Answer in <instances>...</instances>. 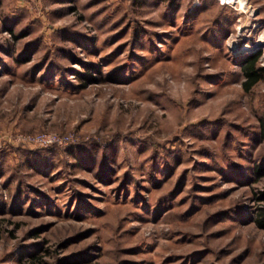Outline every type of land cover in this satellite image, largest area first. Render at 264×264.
<instances>
[{
  "label": "rangeland",
  "instance_id": "obj_1",
  "mask_svg": "<svg viewBox=\"0 0 264 264\" xmlns=\"http://www.w3.org/2000/svg\"><path fill=\"white\" fill-rule=\"evenodd\" d=\"M262 33L264 0H0V264H264Z\"/></svg>",
  "mask_w": 264,
  "mask_h": 264
},
{
  "label": "trees",
  "instance_id": "obj_2",
  "mask_svg": "<svg viewBox=\"0 0 264 264\" xmlns=\"http://www.w3.org/2000/svg\"><path fill=\"white\" fill-rule=\"evenodd\" d=\"M260 53L261 49L257 48L254 51L248 52L241 59L240 63L243 73L241 83L245 89H249L264 72V64L257 62ZM80 76L90 78V80L94 77L92 74L84 75L82 73H80ZM252 170L257 172V174H264V154L258 161L253 163ZM253 195L257 203L254 205L249 219L252 220L257 227L264 229V181L253 190ZM64 259L63 257L59 258L58 264H68Z\"/></svg>",
  "mask_w": 264,
  "mask_h": 264
},
{
  "label": "built area",
  "instance_id": "obj_3",
  "mask_svg": "<svg viewBox=\"0 0 264 264\" xmlns=\"http://www.w3.org/2000/svg\"><path fill=\"white\" fill-rule=\"evenodd\" d=\"M221 2L232 1V0H220ZM72 139V134L68 132H58L56 130L40 129V130H28V131H17L12 135L10 140L17 142H27L38 145L48 144H63Z\"/></svg>",
  "mask_w": 264,
  "mask_h": 264
},
{
  "label": "bare ground",
  "instance_id": "obj_4",
  "mask_svg": "<svg viewBox=\"0 0 264 264\" xmlns=\"http://www.w3.org/2000/svg\"><path fill=\"white\" fill-rule=\"evenodd\" d=\"M263 33L257 38V41H256V43H263V41H264V37H263Z\"/></svg>",
  "mask_w": 264,
  "mask_h": 264
}]
</instances>
